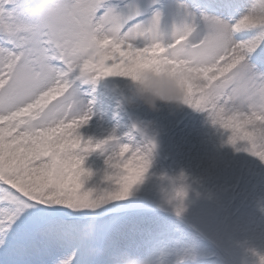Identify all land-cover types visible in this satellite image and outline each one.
<instances>
[{"label":"snow or ice","instance_id":"6c2138e0","mask_svg":"<svg viewBox=\"0 0 264 264\" xmlns=\"http://www.w3.org/2000/svg\"><path fill=\"white\" fill-rule=\"evenodd\" d=\"M251 3L208 0L226 18L181 4L180 18L166 23L161 0H73L68 19L50 29L36 23L40 0H0V264H92L103 254L81 221L131 194L155 141L125 133L108 157L107 186L86 188L92 170L83 153L118 137L85 141L79 130L94 99L85 102L83 85L95 92L126 84L125 74L154 60L159 47L162 63L202 69L187 103L227 129L237 151L264 160V34L234 27ZM178 179L170 198L180 212L188 186Z\"/></svg>","mask_w":264,"mask_h":264},{"label":"rangeland","instance_id":"374dc122","mask_svg":"<svg viewBox=\"0 0 264 264\" xmlns=\"http://www.w3.org/2000/svg\"><path fill=\"white\" fill-rule=\"evenodd\" d=\"M174 1L181 4L187 0H161L166 5V10L163 8L166 23L173 17L170 6L177 5ZM201 9L198 16L226 18L230 14L207 5ZM258 70L264 72V67ZM92 87L83 85L85 102L94 99L87 124H98L101 135L82 136L93 144L113 133L118 139L83 153L84 166L93 172L86 180V188L107 186L106 161L121 143L127 142L125 133L132 131L141 144L145 133L155 141L150 167L131 194L104 204L94 215L81 221L82 227L94 231L91 242L104 250L92 264H114L122 254L136 258L138 254L141 258L150 256L155 264H260L259 257L264 255V160L237 151L234 146L227 153L211 147L214 136L207 135V112L189 105L165 107L158 112L142 104L122 105L120 99L126 84L103 83L95 92ZM99 94L106 97H102L105 102L113 99L119 106L124 133L114 132L113 118L105 117V111L96 102ZM107 107L108 103L106 110ZM134 125L143 131L135 130ZM102 132L107 133L102 135ZM191 132L198 135L200 143L193 149L186 135ZM205 137H211L210 147ZM209 155L221 166L208 171L203 161ZM228 161L230 165L226 164ZM181 175L188 191L183 209L178 212L177 202L170 198V193L173 181L179 183ZM128 217H135L139 223L161 220L162 229L157 232V226L153 229L148 225L136 231L138 235L114 236L118 225Z\"/></svg>","mask_w":264,"mask_h":264},{"label":"clouds","instance_id":"9594fccd","mask_svg":"<svg viewBox=\"0 0 264 264\" xmlns=\"http://www.w3.org/2000/svg\"><path fill=\"white\" fill-rule=\"evenodd\" d=\"M72 7L73 0H40L35 13L36 23L41 27L55 29L68 19ZM234 27L255 29L264 34V0H252L248 10L238 19ZM158 52L160 55L154 60L138 65L133 71L125 74L128 81L126 90L121 94L122 105L142 104L157 112L165 107L173 109L189 105L187 103L189 96L202 83V69L186 60H169L166 64L162 63L160 56L165 49L159 47ZM164 59L167 60V57ZM261 257L264 255L259 257L260 264H264ZM114 264H155V262L150 256L136 258L122 254L115 259Z\"/></svg>","mask_w":264,"mask_h":264},{"label":"bare ground","instance_id":"6f19581e","mask_svg":"<svg viewBox=\"0 0 264 264\" xmlns=\"http://www.w3.org/2000/svg\"><path fill=\"white\" fill-rule=\"evenodd\" d=\"M185 1V0H184ZM175 2V1H174ZM176 3V2H175ZM177 5L173 4L172 7V19L170 20V23L176 19L178 20L180 18L182 9L180 8L181 4L187 5L188 9L190 11H193L194 13H196L198 15L199 10L201 11V7L205 5H208V0H187L185 2H182L181 4L176 3ZM163 5V4H162ZM163 8H165L166 10V5H163ZM210 9H216L214 7H209ZM103 98H106L105 96H102L101 94H99L96 97V102L99 103V105L102 107V110L105 111L106 115L105 117H109L113 118V124H114V132L117 133H124L125 132V123L123 121V119L121 118V116L119 115V106L116 104V102H114L113 99H110L108 102L104 101ZM108 103V107L106 110V106ZM99 130V125L97 124H87L81 127V129L79 130L81 135H85V136H90V135H101V132H98ZM103 130V129H102ZM104 131V130H103ZM207 135H213L214 136V141H213V145L211 147L217 149L218 151H222L223 153H227L228 151L231 152V148H232V144L228 143V136L230 135V132L225 131L224 129H222L221 127H219L218 125L214 124L212 122V120L208 119V124H207ZM221 132V133H220ZM107 132H102V135L106 134ZM187 138H188V142H190L191 145H193L191 148L193 149V147H195L197 144L199 145V139H198V135L194 132L191 133H186ZM211 137L207 138L205 137V142L207 143L208 147H210L211 144H208V141L211 143L210 139ZM203 164L207 167V170L210 171V169H215V167L217 168L218 166H221V164H217L214 163L213 161V157L211 155L208 156L207 159H205L203 161ZM227 165H230V162L228 161L226 163ZM161 220L156 219L154 220H148V221H144L139 223L138 219H136L135 217H128L124 220H122V222L118 225V229L116 230V232L114 233V236H118V235H123V236H133L138 235V233L136 231L142 230L145 226V228H147L148 225H150L152 228L153 226H157L158 227V231H161L162 226L160 225ZM153 229H156L153 228ZM152 229V230H153ZM96 232V231H95ZM91 234H94V231H91ZM91 237L93 238L94 236ZM159 253V250H158ZM160 254L163 255V253ZM159 254V255H160ZM138 256V258H141L142 255L138 254L136 255ZM94 262V261H93ZM92 262V263H93Z\"/></svg>","mask_w":264,"mask_h":264}]
</instances>
